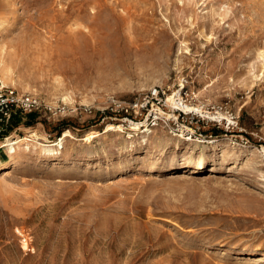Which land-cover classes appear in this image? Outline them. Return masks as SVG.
Returning a JSON list of instances; mask_svg holds the SVG:
<instances>
[{
    "label": "rangeland",
    "instance_id": "obj_1",
    "mask_svg": "<svg viewBox=\"0 0 264 264\" xmlns=\"http://www.w3.org/2000/svg\"><path fill=\"white\" fill-rule=\"evenodd\" d=\"M0 85V264H264V0H0Z\"/></svg>",
    "mask_w": 264,
    "mask_h": 264
},
{
    "label": "built area",
    "instance_id": "obj_2",
    "mask_svg": "<svg viewBox=\"0 0 264 264\" xmlns=\"http://www.w3.org/2000/svg\"><path fill=\"white\" fill-rule=\"evenodd\" d=\"M150 94L152 99L157 98V89H154ZM42 107L40 99L35 95L20 93L12 87L0 85V126L3 127V125L10 119L11 115L17 111L23 114H28L38 111ZM137 108V102L129 103L127 108H125V112L128 114L129 110H135Z\"/></svg>",
    "mask_w": 264,
    "mask_h": 264
},
{
    "label": "bare ground",
    "instance_id": "obj_3",
    "mask_svg": "<svg viewBox=\"0 0 264 264\" xmlns=\"http://www.w3.org/2000/svg\"><path fill=\"white\" fill-rule=\"evenodd\" d=\"M172 100V97H169L168 98V101L170 102ZM173 105H174V102L172 103ZM171 104V105H172ZM190 109V108H189ZM199 110V109H198ZM109 126H110V128H113V125L112 124H109ZM108 128V127H107ZM109 128V129H110ZM146 132H151L150 131V129L147 127L146 128V130H145ZM67 137V135L66 134H64L58 141H54V142H52V143H50L49 145H47V147H48V149H52L53 150V147H59V146H61L62 145V141L65 139ZM69 137V136H68ZM142 138H144V140H142V141H146V139H145V137L143 136ZM25 139H23V138H17V139H15L14 141H11L9 138L8 139H6L5 141H4V145H5V147H6V152L9 154V156L11 157V158H13V157H15V153H16V148H17V146L19 145V144H22L23 143V141H24ZM27 143V142H26ZM37 149V148H36ZM176 150H178L179 149V147H177L176 146V148H175ZM2 167H4V164H2V163H0V168H2ZM186 169H188V167L186 168V167H181V170H186ZM203 170L204 169V164L202 163V162H199V163H197V164H195V165H193V166H191V167H189V169L187 170V171H185V172H189L190 173V171L191 172H195V171H199V170ZM259 175V174H258ZM259 177V179H258V182L259 183H261V184H264V174H260V176H258Z\"/></svg>",
    "mask_w": 264,
    "mask_h": 264
},
{
    "label": "trees",
    "instance_id": "obj_4",
    "mask_svg": "<svg viewBox=\"0 0 264 264\" xmlns=\"http://www.w3.org/2000/svg\"><path fill=\"white\" fill-rule=\"evenodd\" d=\"M27 118H28V122L29 123H31V121L33 120V118H34V114H29L28 116H27ZM217 135V134H216Z\"/></svg>",
    "mask_w": 264,
    "mask_h": 264
}]
</instances>
